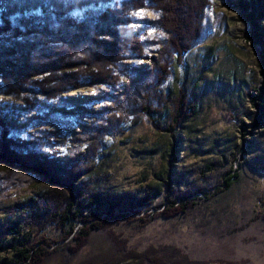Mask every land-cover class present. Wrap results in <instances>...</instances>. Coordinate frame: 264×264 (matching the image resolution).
Here are the masks:
<instances>
[{
	"label": "rangeland",
	"instance_id": "obj_1",
	"mask_svg": "<svg viewBox=\"0 0 264 264\" xmlns=\"http://www.w3.org/2000/svg\"><path fill=\"white\" fill-rule=\"evenodd\" d=\"M238 3L211 0L182 65L160 12L147 6L128 31L140 33L144 54L120 61L117 85L84 82L53 100L28 84L20 95L0 94V261L14 264V227L28 244L67 243L62 214L99 194L114 213L135 206L131 218L108 222L128 251L176 248L207 264H264V126L253 125L252 97L262 92L264 43L249 36ZM182 97L196 113L171 135ZM146 106L159 110L157 121ZM228 173L238 176L232 186L211 194ZM147 182L160 194L138 207ZM191 194L192 208L162 213L166 197Z\"/></svg>",
	"mask_w": 264,
	"mask_h": 264
},
{
	"label": "trees",
	"instance_id": "obj_2",
	"mask_svg": "<svg viewBox=\"0 0 264 264\" xmlns=\"http://www.w3.org/2000/svg\"><path fill=\"white\" fill-rule=\"evenodd\" d=\"M209 5L211 0H0V94L20 95L28 84L53 100L84 82L117 85L120 78L115 68L120 61L130 53L144 54L140 33L128 35V31L132 17L147 6L160 12L157 23L170 33L172 51L182 65L202 34L200 20ZM238 5L253 28L249 36L264 43V22L260 23L264 0H239ZM261 89L260 100L252 96L259 111L253 121L255 127L264 126V83ZM183 97L170 118L167 131L171 135L185 117L196 113L193 103L187 104ZM29 103L35 108V102ZM144 108L157 121L159 110ZM3 122L0 113V125ZM237 177L228 173L211 194L228 190ZM140 186L138 207L150 206L160 193L148 182ZM197 199L193 194L179 202L166 197L162 213L167 217L183 213L195 206ZM116 206L94 194L78 202L73 210L68 208V213L62 214L71 226L64 237L70 236L67 243L55 245L59 241L46 240L39 245L28 244L21 241L24 233L17 227L9 229L10 240H18L13 248L14 264H207L190 259L176 248L128 251L125 242L108 228V222L110 217L131 218L135 206L128 212L114 213ZM84 248L85 254L76 260Z\"/></svg>",
	"mask_w": 264,
	"mask_h": 264
}]
</instances>
